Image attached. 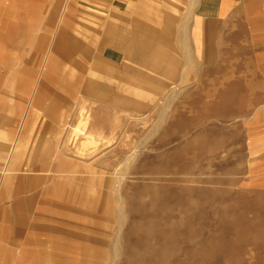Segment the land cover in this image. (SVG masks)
<instances>
[{"label":"rangeland","instance_id":"rangeland-1","mask_svg":"<svg viewBox=\"0 0 264 264\" xmlns=\"http://www.w3.org/2000/svg\"><path fill=\"white\" fill-rule=\"evenodd\" d=\"M0 1L10 9V0ZM59 2L44 0L39 12H24L33 17L28 41L45 32ZM193 2L72 0L69 57L62 51L61 70L49 78L53 94L78 75L83 52L75 42L96 52L108 25L110 38L116 28L121 40L141 26L154 32L158 5L177 22L163 16L158 26L156 55L166 57L160 67L145 69L110 47L106 58L116 72L91 68L88 95L74 105L73 118L65 114L71 101L48 99L49 125H36L32 135L23 131L17 90L3 80L0 171L13 141L21 138L25 148L12 197L0 199V235L11 225L1 220L9 218V206L29 199L31 256L46 257L55 245L62 264H264V0H244L232 19L205 24L214 36L207 60L190 36ZM53 40L50 35L48 46ZM168 40L175 42L171 50ZM139 71L155 84L143 86ZM165 75L170 79L163 81Z\"/></svg>","mask_w":264,"mask_h":264},{"label":"crops","instance_id":"crops-1","mask_svg":"<svg viewBox=\"0 0 264 264\" xmlns=\"http://www.w3.org/2000/svg\"><path fill=\"white\" fill-rule=\"evenodd\" d=\"M43 1L44 0H10L9 10H6L4 6H0V38H11L23 42L19 43V45H23L18 46L17 43L16 47H14L11 45V42L14 44L15 41L7 40L6 42L4 41V43L0 39V108L4 101V90L1 91V88L4 82L3 80H5L3 86L11 92L17 90V99L21 106L19 108L21 110L20 114H22V119L24 120L22 128L23 131H26L28 128L27 130H29L30 135L33 134L36 125L37 127L49 125L48 122H46V124L43 119L45 114L43 108L49 100L64 101L65 103L71 101V110L67 106L65 114H69L71 118L75 116L74 105L77 107L78 103L80 104V101L86 99L88 95L85 90V86L88 82L86 77L93 75L92 73L94 72H91L92 67L95 69L92 71L97 70L99 72V70H101L99 73L107 76L110 75V71L116 72V65L110 66V62L107 61L106 58V53L110 51V47L113 53L120 51L119 53L121 54L126 51L125 54L127 53L126 55L129 56L128 59H133L134 62L138 60L135 63L139 66L143 64V68H146L147 64L152 65V57L161 58V56L156 54L161 46L160 30L158 26L161 25L163 16L169 23L177 22L176 18L170 13H163L162 7L158 5L151 14L153 18L151 26H155V28H153L154 32L146 28L142 29L141 26V28L138 27L133 32L123 37L120 36L122 38L121 40L118 37L117 30H115L116 28L112 30V38H110V25H108L105 28L106 30L104 29L102 31L103 37L96 52L95 50L92 51L89 47L84 48L81 44L75 42L78 50L82 49L83 52L76 64L78 75H76L77 77L74 82L68 83L64 80L60 85V91H56L53 94L51 92L54 91V89L52 90L51 88L52 84L50 86L49 78L51 76L57 77V73L61 70L63 60L60 55L62 51H66L67 58L69 57L68 46H70L69 43L71 42L69 37L71 31L68 30V27L73 18L72 12L74 8L72 7V0H64L63 3V0H60L58 5L48 13V23L45 26V32L42 35H38L39 30L37 33L35 31L34 33L37 35V37L35 35V40L28 41L29 34H32L31 27L33 26L30 22L33 20V17L32 15L29 17V13L25 14L24 12H39L42 9ZM118 1L123 2V0ZM243 3L244 0H194L193 25L190 29V36L195 53L197 49H199L202 51L203 59L207 60V51L210 49L208 59L211 58V51L213 50L211 44L213 43L212 39L214 36L213 33L205 27V24L223 23L232 19L236 13L243 8ZM115 4L114 1V6H116V8L120 7L118 4ZM12 11H15L16 14H13ZM140 30H144L143 32H145L146 37L147 46L145 44L143 48L137 45L143 43L142 40L140 42L138 41V38H140L139 36L142 37L144 35V33L140 35ZM50 35L53 36L54 40L53 43L48 46ZM181 35L187 37V43L190 46L191 43L188 40L187 33L183 32ZM166 43L170 50L175 44V42L171 40H168ZM140 50L142 54H137L135 58L133 55ZM20 53L21 55L18 58ZM197 57L200 58L199 56ZM16 58L18 59L16 60ZM139 58L142 59L140 60ZM193 63L194 61L188 63V69ZM172 65L174 66V64ZM34 73L38 74L36 82L32 80V75H34ZM137 74L142 73L139 71ZM142 76L145 75L142 74ZM4 77L6 78L4 79ZM148 80L149 79L145 80L142 77L141 84L146 86ZM95 83L96 80L92 77V86H94ZM70 87H75V90H70ZM46 114L48 113L46 112ZM0 136H2V129H0ZM20 139L21 138H19L17 142L13 141V143H11V151H8L6 154L2 152L1 156L4 159V164H2V166L4 168L0 171V199L3 193L12 197V193H10L12 189L11 183L18 172L16 166L20 162V150L25 148V144L20 142ZM70 141L71 139L68 140V145H70ZM261 164L264 165V159ZM31 209V200H17L7 209L10 213L9 218L1 219L2 221H9L11 225L8 234L4 236L0 235V264H19L20 260L22 262L30 261L34 264L33 262H39V259L41 262H45L44 264H62V258L57 255V251L60 250H58L55 245L46 257L41 258L36 255H30L32 252L27 248L28 242L30 241L27 230L30 229L28 217L32 213ZM19 245H21V247H19ZM18 252H20L22 256L18 255Z\"/></svg>","mask_w":264,"mask_h":264},{"label":"bare ground","instance_id":"bare-ground-1","mask_svg":"<svg viewBox=\"0 0 264 264\" xmlns=\"http://www.w3.org/2000/svg\"><path fill=\"white\" fill-rule=\"evenodd\" d=\"M165 59H166V57L165 56H161V58H154V57H152L151 58V62H152V65H150V64H147V67L145 68V69H147V68H149V69H151L152 67H154L156 64H158L159 65V67H160V65H161V63H163L164 61H165ZM138 61V60H137ZM161 62V63H160ZM162 73V72H161ZM165 74V73H164ZM166 76V75H165ZM164 76V78L162 79L163 81L166 79V78H168V76H166L165 77ZM143 77V76H142ZM155 79V78H154ZM154 79H152V78H149V82H152V83H154L155 84V80ZM158 79V78H157ZM161 79V78H160ZM168 79H170V78H168ZM159 80V79H158ZM184 80V79H183ZM158 83V82H157ZM170 83V82H169ZM145 86V85H144ZM146 86H148V83H147V85ZM160 86V85H159ZM149 87V86H148ZM170 89V90H169ZM165 90V89H164ZM171 91L172 92V90H174L173 91V93L175 94V92H176V87L174 88V89H172V87L171 88H168L167 89V91ZM137 108V107H136ZM142 110V109H141ZM88 115V114H87ZM86 115V116H87ZM86 119H89L90 120V118L89 117H86ZM86 125H87V121L86 120H84L82 123H81V125H80V127H79V129H81L80 131L82 132H84L85 131V128H86ZM94 141V140H93ZM70 143L72 144L73 143V140L71 139V141H70ZM94 231V230H93ZM92 253H93V251H91Z\"/></svg>","mask_w":264,"mask_h":264}]
</instances>
